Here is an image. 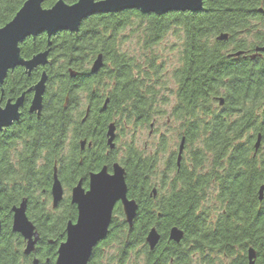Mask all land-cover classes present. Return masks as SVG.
<instances>
[{
	"label": "trees",
	"instance_id": "1",
	"mask_svg": "<svg viewBox=\"0 0 264 264\" xmlns=\"http://www.w3.org/2000/svg\"><path fill=\"white\" fill-rule=\"evenodd\" d=\"M25 1L0 0V28ZM56 1L46 0L43 8H51ZM63 1L72 5L77 0ZM130 27L136 28L132 33L140 35V50L146 53L131 56L119 51L124 40L120 34ZM170 31L177 44L172 47L174 105L168 117L180 124L178 147L184 139L183 151L179 165L173 166L178 173L171 193L160 199L162 204L153 215L145 181L149 169L141 162L128 168L127 197L137 204V211L132 232L123 227L124 261L125 254H130L134 261L142 260L133 264H198L196 254L203 253L204 264H217L219 259L218 264H223L231 257L232 264H246L250 248L257 264H264V53H255L257 47H264V0H204L199 13L157 16L125 11L89 17L76 35L60 33L50 39L51 65L44 70L47 90L59 84L65 93L73 83L69 69L86 67L88 59L102 51L108 65L107 88L112 90L106 122L126 101L131 102L128 116L139 126L148 124L158 116V104L164 105L157 93L168 88L159 56L150 51ZM220 35L227 39L218 41ZM46 45L45 35L27 39L20 45V55L30 59L46 50ZM239 52L241 56L230 57ZM37 79L38 74L26 77L16 69L3 89L18 95ZM25 122L26 153L15 160L0 157L3 236L8 233L10 210L24 197L44 190L50 171L37 169V159L42 149L54 143L51 138L64 137L69 119L50 98L39 120L27 117ZM132 157L136 161L139 156ZM69 214L70 210L65 217ZM153 227L164 237L171 228L181 230L182 253L175 245L167 249L164 242L149 250L145 237Z\"/></svg>",
	"mask_w": 264,
	"mask_h": 264
},
{
	"label": "flooded vegetation",
	"instance_id": "2",
	"mask_svg": "<svg viewBox=\"0 0 264 264\" xmlns=\"http://www.w3.org/2000/svg\"><path fill=\"white\" fill-rule=\"evenodd\" d=\"M49 54L48 65H51ZM98 56H101L102 65L97 72L92 73V65ZM45 67H37L31 72V74H38V79L18 95L11 90L5 92L3 87L7 78L11 79L16 69H21L24 73L23 68L19 67L9 72L0 87V108H4L8 102L14 104L18 98L23 96L22 106L18 109V120L0 131V157L4 159L15 160L17 155L20 156L26 153L28 137L26 135L25 120L27 117L39 120L50 98L56 106L59 104L60 110L65 112L69 119L64 137L60 139L51 138L54 143L42 149L37 159V169H44L46 173L50 171V174H47L48 178L44 190H41V193L36 190L35 197H24L22 199V201H25L27 220L33 228L32 234L24 237L21 234L12 232L11 210L8 233L4 236L1 222L0 264H57L59 248L67 240V224L74 225L77 220V207L72 204L71 199L72 191L79 185L84 194L89 192L91 176L102 171L107 176H112L114 167L118 165L124 170L126 183L128 168H132L134 164L138 165L141 162L144 168L149 169V175L145 177V181L148 184L146 188L147 202L150 203V214L153 215L155 209L162 204L160 199L170 195L172 184L178 173L173 170V166H176L177 152L173 157L171 153L160 146L159 139L150 141L154 136L155 118H152L148 123L147 137L141 147L137 140L139 124L132 120L131 115L128 116L131 110V102L121 101L118 109H115L111 114L110 121L106 122L112 90L107 88L108 65L102 51H98L92 58H89L86 67L69 69V79L73 83L65 93L59 90V84L55 89L47 90V78L41 114L37 117L35 113L29 112L33 98V92L29 90L38 82L42 72H45ZM31 74L27 76L24 73L26 77H30ZM170 94L157 93L159 97L162 96L164 99L163 106L168 105ZM166 122L168 124L171 122L169 117L166 118ZM146 125L141 127L144 128ZM110 128L112 129L111 136ZM110 138L111 141H109ZM9 139L12 140L11 144ZM132 155L139 157L134 161ZM49 159L52 161L51 165H48ZM137 165L135 166L137 167ZM156 169L158 170L155 172ZM54 173L62 191L61 200L55 207H53L51 196ZM127 199L132 200L128 197ZM68 210H70L69 217H65ZM1 213L2 209L0 208V215ZM155 216L159 217L158 214H155ZM133 225L134 221L132 226H128L122 204L117 202L112 210L107 234L92 248L87 264H124V262L133 264L142 261L140 258L134 261L130 254H125L126 260L124 261L123 227L125 226L127 233H130ZM151 229H154L159 236L153 250L164 242L167 249L175 245L180 248L182 253V239L178 243L169 239V232L173 228L168 230L166 237L161 235L155 227ZM249 249L246 251V264H249L247 256ZM196 255H198V264H204L203 253H197ZM213 255L218 257L219 252L214 251ZM232 263L233 257L230 261L223 262V264ZM253 264H257L256 254Z\"/></svg>",
	"mask_w": 264,
	"mask_h": 264
},
{
	"label": "water",
	"instance_id": "3",
	"mask_svg": "<svg viewBox=\"0 0 264 264\" xmlns=\"http://www.w3.org/2000/svg\"><path fill=\"white\" fill-rule=\"evenodd\" d=\"M46 0H26L16 12L13 19L0 28V87L3 85L9 72L16 68H23L29 76L37 67L49 64L48 54L51 46L50 39L60 33L77 34L83 21L92 16L115 15L125 11H138L142 15L162 16L168 13H199L203 8L204 0H77L72 5L63 0H57L48 9L43 8ZM262 13V11H259ZM40 35H45L47 40L46 50L30 59H23L20 55V45L27 39L34 40ZM227 35L217 37L224 41ZM255 53H264V47H257ZM241 52L230 55L239 57ZM102 65L101 56L93 63L91 72L95 73ZM47 74L42 72L38 82L29 91L33 92L29 112L40 116L42 99L45 92ZM23 96L14 104L8 102L0 108V131L11 126L19 118L18 109L22 106ZM222 105V100H220ZM112 129L110 128V136ZM112 138V137H111ZM111 138L109 141H111ZM184 139L178 147L176 163L179 165L183 151ZM260 144V135L254 145L255 150ZM263 187L258 192L259 201L262 200ZM53 207L61 200L62 191L56 175H53L51 188ZM72 204L77 207V220L73 225L67 224V240L59 248L57 264H87L92 248L107 234L114 205L122 204L123 213L128 226H132L136 217L137 204L127 199V186L124 179V170L116 165L112 176H107L103 171L91 176L90 190L86 194L79 185L72 191ZM12 232L28 237L32 234V225L25 214V201L11 209ZM1 235V221H0ZM183 238V233L173 228L169 232V239L178 243ZM159 236L151 229L145 238V243L150 250L156 246ZM249 264H253L254 251L248 250Z\"/></svg>",
	"mask_w": 264,
	"mask_h": 264
},
{
	"label": "rangeland",
	"instance_id": "4",
	"mask_svg": "<svg viewBox=\"0 0 264 264\" xmlns=\"http://www.w3.org/2000/svg\"><path fill=\"white\" fill-rule=\"evenodd\" d=\"M132 31H136V28H127L125 32L120 34V37L124 40L119 43V51H122L131 56H139L143 53H146V51L140 50V45L138 43L139 41L137 40L139 39L140 35L135 32L132 33ZM176 39V35H174L172 31H170L165 35L163 40L150 51L159 56V60L162 64L161 72L164 75L163 79L164 81H166V83H168V88L161 93H169V91L171 93V89L173 88L172 83L170 82V73L176 61L175 53H172V47L177 44ZM158 105L159 106L157 107V110L159 111V114L155 117L156 123L154 127V136L150 139V141H156L157 139H159L161 147L166 149L168 153H175L179 143L178 132L180 124L179 122L173 120L169 124L166 122V118L170 116V108L174 105V98L172 96L170 97L167 106H163L161 102ZM147 131L148 124L144 128L138 126L137 140L140 147L147 137ZM157 170L158 169H156L155 172Z\"/></svg>",
	"mask_w": 264,
	"mask_h": 264
}]
</instances>
